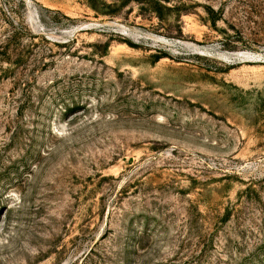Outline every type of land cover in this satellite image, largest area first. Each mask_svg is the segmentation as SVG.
<instances>
[{"label":"rangeland","instance_id":"1","mask_svg":"<svg viewBox=\"0 0 264 264\" xmlns=\"http://www.w3.org/2000/svg\"><path fill=\"white\" fill-rule=\"evenodd\" d=\"M12 32L0 264H264V0H0Z\"/></svg>","mask_w":264,"mask_h":264},{"label":"trees","instance_id":"2","mask_svg":"<svg viewBox=\"0 0 264 264\" xmlns=\"http://www.w3.org/2000/svg\"><path fill=\"white\" fill-rule=\"evenodd\" d=\"M91 4H94V0H88ZM158 2V1H157ZM15 38V33H8L5 37L4 40L2 41V45L0 46V51L1 53L5 54L3 59V61L8 62L10 64H12L14 66V68H17L15 66H17L20 63V60H14L12 59L13 57H18L21 55L20 52H18V47H14L15 49H11L12 46V42L13 39Z\"/></svg>","mask_w":264,"mask_h":264}]
</instances>
